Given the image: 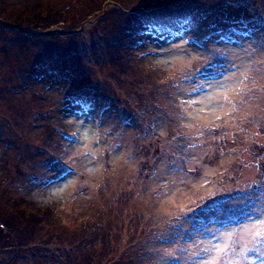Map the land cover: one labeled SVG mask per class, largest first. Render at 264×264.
<instances>
[{
  "label": "rangeland",
  "instance_id": "rangeland-1",
  "mask_svg": "<svg viewBox=\"0 0 264 264\" xmlns=\"http://www.w3.org/2000/svg\"><path fill=\"white\" fill-rule=\"evenodd\" d=\"M66 1L100 2L0 0V264H200L233 230L239 251L264 218V93L211 135L188 112L264 60V0H103L76 34H23L40 11L68 26Z\"/></svg>",
  "mask_w": 264,
  "mask_h": 264
},
{
  "label": "snow or ice",
  "instance_id": "snow-or-ice-1",
  "mask_svg": "<svg viewBox=\"0 0 264 264\" xmlns=\"http://www.w3.org/2000/svg\"><path fill=\"white\" fill-rule=\"evenodd\" d=\"M187 23L188 21L185 20L184 24ZM142 24V35L152 33L157 27V25L150 20L142 21ZM233 31L236 30L233 29ZM254 31V28L245 25L244 30L238 34L247 37ZM221 39H224V37L221 36ZM262 48H264V46H262ZM249 55H251V53H249ZM262 65H264V60L252 61L245 67V71L234 72L232 76H226L224 82L219 85V92L203 97L199 101L202 107L198 112H188V115H191L195 121V123H190L188 127L196 129L195 135L200 137L205 136L206 133L203 131L204 129L209 130L207 134L211 135V129L221 128L227 124L229 120L234 122L236 117L233 114L239 112L241 106H248L255 92L259 91L264 93V71L260 70V66ZM249 84L252 86L249 87ZM193 91L195 92L197 89H193ZM185 103L188 105H195L197 101L189 100ZM73 104L78 106L82 112L91 110L93 107L91 102L83 97L73 98ZM260 111L264 112V108H261ZM201 113H208L211 115L212 119L202 118ZM243 119L247 120L248 116H244ZM189 147H193V145H189ZM189 171L195 172L196 169H189ZM70 173V168L64 170V175ZM209 174L216 175V172H206L205 176L207 177ZM262 181H264V174H262ZM208 183L209 180L204 179V184ZM203 186V184L200 185V187ZM248 187H251V185ZM208 195H213V193L209 192ZM199 199L203 200V197ZM190 203L192 202L190 201ZM185 210L191 211L190 208ZM250 211L252 210L250 209ZM0 227H2V225H0ZM240 232L243 233L241 240H243L244 243L239 251L236 248V244L240 243V241L233 240V237L237 235L236 231L233 230L221 234L224 237L222 243L213 244L209 241L207 246L202 247L199 253H193V255L201 257L200 264H246L250 255H258L264 258V218L246 224L240 229ZM213 239H215V237H213Z\"/></svg>",
  "mask_w": 264,
  "mask_h": 264
},
{
  "label": "trees",
  "instance_id": "trees-1",
  "mask_svg": "<svg viewBox=\"0 0 264 264\" xmlns=\"http://www.w3.org/2000/svg\"><path fill=\"white\" fill-rule=\"evenodd\" d=\"M104 2L106 3H113L114 1L111 0H105ZM103 0H100V2L98 3L99 5L101 4L103 6L104 4ZM99 5H98V9H93L90 11H87L85 13V15L83 17H80V15H75L74 17L71 18H67L68 13L72 10H75L76 8H78V6L76 5V8L73 7L72 3H68V1H66V3H63L61 6H59V10L62 13L61 16L66 17L65 20H60V21H65L64 24H68L65 25L63 28L59 29L57 27L51 28L53 26H57L56 24H51L48 25L46 22H44L45 20L48 21V18L51 17V13H49L50 10L47 11H40L37 14L33 15L34 17L32 19H30L28 22L31 23L32 25H30V27H22V31L23 34L30 37L33 41H36L34 38L39 39L41 37H49L51 35L57 34L59 36H67L69 35V33H77V29H83V26L87 23L90 22L91 19H93V21L95 19L100 18V16L105 13L106 8L101 7L99 9ZM100 5V6H101ZM78 11V9H77ZM29 17V16H28ZM83 20H86L84 22H82ZM44 23L46 25H44ZM61 23V22H60ZM0 24L4 25V23ZM3 27V26H2ZM49 27V28H47ZM5 28V27H3ZM49 30H55L52 33H48Z\"/></svg>",
  "mask_w": 264,
  "mask_h": 264
}]
</instances>
